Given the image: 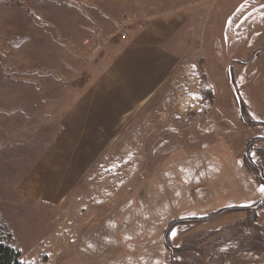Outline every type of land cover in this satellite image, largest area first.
I'll return each instance as SVG.
<instances>
[{
  "label": "rangeland",
  "instance_id": "1",
  "mask_svg": "<svg viewBox=\"0 0 264 264\" xmlns=\"http://www.w3.org/2000/svg\"><path fill=\"white\" fill-rule=\"evenodd\" d=\"M177 9L191 24L176 71L53 203L23 199L17 185L82 89L91 52L83 40L125 29L88 0H0V222L22 261L264 256V0Z\"/></svg>",
  "mask_w": 264,
  "mask_h": 264
},
{
  "label": "crops",
  "instance_id": "2",
  "mask_svg": "<svg viewBox=\"0 0 264 264\" xmlns=\"http://www.w3.org/2000/svg\"><path fill=\"white\" fill-rule=\"evenodd\" d=\"M88 1L101 7L109 22H122L126 37L120 38V33L103 38L100 49L87 53L82 89L61 113L52 143L34 158L17 185L23 199L55 203L67 196L128 118L156 95L178 67V48L183 46L191 13L177 7L186 0ZM236 264H264V256Z\"/></svg>",
  "mask_w": 264,
  "mask_h": 264
},
{
  "label": "trees",
  "instance_id": "3",
  "mask_svg": "<svg viewBox=\"0 0 264 264\" xmlns=\"http://www.w3.org/2000/svg\"><path fill=\"white\" fill-rule=\"evenodd\" d=\"M8 236L0 222V264H28L22 261L20 252L6 242Z\"/></svg>",
  "mask_w": 264,
  "mask_h": 264
},
{
  "label": "built area",
  "instance_id": "4",
  "mask_svg": "<svg viewBox=\"0 0 264 264\" xmlns=\"http://www.w3.org/2000/svg\"><path fill=\"white\" fill-rule=\"evenodd\" d=\"M126 37V33L123 32L120 34V38H125ZM103 39V38H102ZM102 39L101 38H90V37H86L83 40V44L85 46H87V48L91 51H97L98 49H100L101 44H102Z\"/></svg>",
  "mask_w": 264,
  "mask_h": 264
},
{
  "label": "snow or ice",
  "instance_id": "5",
  "mask_svg": "<svg viewBox=\"0 0 264 264\" xmlns=\"http://www.w3.org/2000/svg\"><path fill=\"white\" fill-rule=\"evenodd\" d=\"M261 193H264V185H262L259 189H258ZM176 234L173 233V236H175Z\"/></svg>",
  "mask_w": 264,
  "mask_h": 264
}]
</instances>
